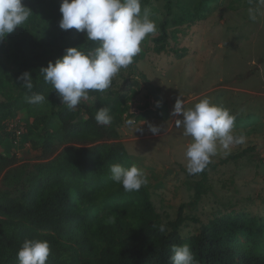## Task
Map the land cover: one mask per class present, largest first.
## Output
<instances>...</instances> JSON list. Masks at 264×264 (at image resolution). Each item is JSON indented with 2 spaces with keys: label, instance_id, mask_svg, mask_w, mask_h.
<instances>
[{
  "label": "trees",
  "instance_id": "obj_1",
  "mask_svg": "<svg viewBox=\"0 0 264 264\" xmlns=\"http://www.w3.org/2000/svg\"><path fill=\"white\" fill-rule=\"evenodd\" d=\"M148 1L141 0V5ZM23 5L33 15L0 42L1 182L20 179L25 168H12L11 159L1 151L8 138L4 126L18 114L25 115L22 141L38 138L43 156L33 165L27 189L19 197L0 198V264H19L18 250L25 240L32 239L49 243L46 264H171L172 246L184 244L198 264H264V219L243 212L216 216L202 224L196 235L183 238L180 230L185 223L198 222L183 214L185 205L179 207L177 218L165 225L152 205L147 185L126 192L113 182L111 165L125 169L135 165L117 142L116 128L128 119L143 122L154 114L167 120L168 105L161 89L132 62L116 75L122 77L127 72L135 77L127 89L119 90L114 77L106 91L89 92L88 105L61 106L39 69L62 57L66 48L94 51L99 42L87 40L75 29L58 27L60 0H23ZM174 6L173 0H165V18L154 38L158 54L166 50L171 38L177 40L178 33H184L182 27L205 18L208 11L204 3L179 4L180 15L170 20ZM171 22L175 23L173 30H169ZM173 53L182 59L186 49ZM24 72L33 79L31 92L17 80ZM142 86L159 107L151 111L145 104L131 112L130 103ZM33 93L44 95L45 102L27 103ZM102 107L110 111V125L95 121L96 111ZM108 139L112 142H103ZM160 225L165 226V232L159 231Z\"/></svg>",
  "mask_w": 264,
  "mask_h": 264
},
{
  "label": "rangeland",
  "instance_id": "obj_2",
  "mask_svg": "<svg viewBox=\"0 0 264 264\" xmlns=\"http://www.w3.org/2000/svg\"><path fill=\"white\" fill-rule=\"evenodd\" d=\"M170 20L178 17L179 4L196 6L204 3L208 11L205 18L193 25L182 27L177 40L172 38L164 52H155L154 38L159 35L165 18V0H149L141 5L151 12L158 31L149 34L140 47L141 52L133 62L153 85L161 89L167 101L169 117L161 119L156 114L148 120L137 122L135 127L124 124L116 128L120 142L129 157L148 178L147 190L163 224L174 221L179 207L185 205L183 214L198 222H186L181 228L183 238L196 235L202 224L216 216L246 213L264 219V4L259 0H173ZM256 9V20L249 19V8ZM175 29L171 22L169 30ZM185 48L186 55L176 59L173 50ZM118 89H127L135 79L129 73L115 76ZM184 101L185 109L193 107L204 98L230 110L236 116L235 132L245 137V142L230 148L228 154L218 146L217 155L199 174L186 172L185 151L191 137L183 135V128L175 121L172 110L176 99ZM58 103L61 106L60 98ZM82 99L78 105H88ZM148 104L155 111V103L147 96L143 86L130 103L131 112ZM25 115L15 116L4 126L8 138L1 149L11 159V167L24 166L22 177L10 183L0 180V198H17L27 189L33 165L39 163L43 152L38 138L22 141ZM145 122V123H144ZM161 128L152 134L148 125ZM103 142L110 143V139ZM249 149V150H248ZM246 150L244 156L239 153Z\"/></svg>",
  "mask_w": 264,
  "mask_h": 264
},
{
  "label": "clouds",
  "instance_id": "obj_3",
  "mask_svg": "<svg viewBox=\"0 0 264 264\" xmlns=\"http://www.w3.org/2000/svg\"><path fill=\"white\" fill-rule=\"evenodd\" d=\"M259 3L264 4V0H259ZM248 12L249 19L255 21L256 9L250 7ZM59 13L58 27L61 30L75 29L84 33L87 40L99 42L94 51L85 52L81 47L66 48L62 57L39 69L45 83L53 86L61 104H66L69 109L76 108L82 99H88L90 91L109 89L113 78L141 52L142 41L158 31L150 10L145 7L142 11L141 0H60ZM30 15L33 14L23 5V0H0V42L23 25ZM17 80L29 92L34 88L29 72H24ZM45 100L44 95L37 93L26 98V102L32 105ZM156 107H159V102ZM172 115L182 117L175 124L183 128L185 137H191L184 154L189 175L201 173L217 155L218 146L227 155L231 147L245 142V137L234 130L236 116L212 103L210 98L206 97L185 109L183 99L178 97ZM95 121L110 125L112 116L109 109L102 107L97 110ZM126 124L134 128L133 133L142 131L140 126L135 127L134 119H128ZM148 129L154 135L161 131L160 127L151 124ZM110 172L113 182L126 192L139 191L148 184L145 172L135 165L125 169L120 164H113ZM159 231L165 232V226L160 225ZM171 251V264H198L187 244L173 245ZM49 255L47 241L32 239L23 242L17 259L19 264H46Z\"/></svg>",
  "mask_w": 264,
  "mask_h": 264
}]
</instances>
